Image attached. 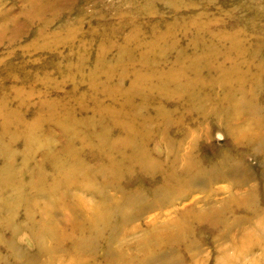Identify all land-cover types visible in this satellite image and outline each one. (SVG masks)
<instances>
[{
  "label": "rangeland",
  "instance_id": "374dc122",
  "mask_svg": "<svg viewBox=\"0 0 264 264\" xmlns=\"http://www.w3.org/2000/svg\"><path fill=\"white\" fill-rule=\"evenodd\" d=\"M218 2L223 3V0ZM166 3H189L193 7L166 8ZM200 4L201 0H0V135H3L4 129L8 133H15L12 136L5 134V139L9 137L7 145L11 147L15 161L14 174L18 173V178L22 179L20 186L24 184L22 191H28L31 183L45 182L42 177H37L38 171L43 170V177L47 182L51 181L56 171L46 157H61L68 149V140L76 148L79 158L88 163L90 168L106 166L108 170H115V165L108 162V156L97 149L103 139L101 135L111 137L113 129L117 127L123 134L115 136L114 142L131 149L128 140L134 134L128 132L125 124L114 117L118 110H124L125 105L129 104L126 99L134 102L133 94L139 87L148 82L158 84L159 74L176 71L178 61L188 62L199 51L209 54L207 46L214 45L217 52L200 60L198 76L191 69L185 75L193 79L199 91L208 93L207 100L203 101L205 107L217 104L220 109L225 107V111L216 116L209 113L203 117L201 108L191 103L188 92L178 91L174 88V82H169L165 84L169 86L166 89L168 93L177 98L187 97L190 102L182 107L168 104L159 106L170 117L167 120L170 126L165 133L159 128V123L165 121L159 107L155 114L145 116L153 117L145 147L155 160L165 164L175 154L192 152L206 171L212 169L213 172L222 170L216 159L226 149V156L231 155L233 160L240 163L237 171L249 179L242 183V189L259 186L255 194L262 201L260 204H263L264 163L260 164V156L247 149L246 142L236 140L232 144L225 125L242 123L246 129L264 131V72L259 75L261 78L258 82L251 85L255 78L253 74L256 76V65L264 66V0H245V7L241 10L244 18L238 23L227 19L236 13L235 8L217 11L215 7L205 8L198 6ZM232 30L238 31L240 38H237L242 40L241 46L245 50L229 54L232 42L224 35ZM82 33L86 34L87 40H80ZM72 41L77 42L79 50L72 47ZM243 59L246 65L242 64ZM234 63L240 68L237 74L242 71L249 73L245 77L247 87L241 93L252 90V103L262 105L263 121L259 125L254 115L256 108L247 106L250 100L248 103L240 101L243 94L238 93L231 99L222 96L228 87L222 86L219 77ZM150 70L154 71L142 82L141 75ZM233 77L231 86L237 88L239 82L236 83ZM11 114H16L18 118L10 117ZM64 120H68L69 126L77 130L75 134L65 133L62 124L68 121ZM36 121L37 125H33ZM25 124L34 128L38 138L31 143L29 150L22 134ZM152 127L155 128L152 130ZM85 129L90 132L88 136L84 135ZM3 159L4 156L0 154V164ZM178 161L180 167L181 160ZM154 174L142 170L138 163H131L118 168V173L104 189L99 188L101 185L97 183L106 181L107 172L97 176L86 173L77 177L74 174L71 181L61 187L62 191L41 194L34 203L18 200L9 210L0 207V264L23 263L22 259L13 260L12 254L19 252L17 247L27 257L33 258L34 264H68L71 254L67 251L72 249L74 243L66 238L65 232L73 234L74 223L87 225L89 221L93 222L97 215L95 209L100 212L103 201L106 205L104 208L110 213L111 200L121 195V190L126 191L127 198L132 192L149 197L155 190L159 191L156 183L160 182L161 177ZM92 178L99 182L89 183L87 180ZM6 180L4 183L0 180V190L3 195H12V188L17 181ZM230 182L229 179H223L212 185L213 188H222L221 192L213 196L217 198V205L229 196V191H242L232 187ZM177 194L182 199L176 205L160 211L161 215H170L173 211L168 219L176 218L179 213L195 206L204 205L197 201L198 198L201 200L202 194H193L189 188ZM47 203H50L49 206L44 207ZM147 206L143 201L139 206L142 209L140 216L134 217L129 223L130 226H136L137 230L122 239L117 238L109 247L102 241L107 237V231L101 230L100 238L94 241L89 253L81 255L87 264H122L125 254L120 259L115 254L118 247L126 248L125 245L136 243L144 235L145 222H149L159 212L147 211ZM43 210L50 213L48 216H51L54 226L64 232L58 234V237H63L62 250L55 252L56 258L61 252V263L52 261L44 253L37 255L36 245L30 239L28 227L41 219ZM244 213L250 211L234 207L226 216L233 220ZM260 217L256 218V225L262 229L264 217ZM239 225L246 230L250 228L245 223ZM87 229L84 226L80 234L76 230L75 237L89 234ZM236 229L239 226H234L232 231ZM14 231L17 232L15 238L12 237ZM213 231L205 225L196 228L199 243L191 262L190 253L185 247L179 248L177 255H172L169 262L264 264V249L260 247L252 249L247 255L228 247L222 254L217 242H213ZM6 240L8 243L14 241L16 248L8 245L7 250ZM43 242L46 245L51 243L45 237ZM11 249L13 253H10ZM130 250L133 254L134 249ZM217 257L222 260L217 262Z\"/></svg>",
  "mask_w": 264,
  "mask_h": 264
},
{
  "label": "bare ground",
  "instance_id": "6f19581e",
  "mask_svg": "<svg viewBox=\"0 0 264 264\" xmlns=\"http://www.w3.org/2000/svg\"><path fill=\"white\" fill-rule=\"evenodd\" d=\"M206 26L207 25H205V27ZM197 28L199 29V27ZM206 29L204 31H206ZM213 36L216 37L214 34ZM224 36L227 40L233 43H231L229 54L231 52L237 53L238 51L242 52L243 50H245V48L241 46L242 40L240 41L239 39L240 36L238 35V31H227L225 32ZM219 37L221 36L219 35ZM207 48L209 54L199 51L198 53L193 54V56L188 59V62L184 63L182 61H178V69L172 72L167 71L165 72V74H159L158 81L159 85H165L169 82H174L175 89H177L178 91L188 92L191 103L193 105H197L198 108H201V114L203 115V117L204 115H208L209 113L210 115L212 114L213 116H216L217 114L219 115L220 112L225 111L223 110L225 107H221L220 109L217 104H214V106L210 108L205 107L203 105V101L207 100L208 96L206 94L208 93H202V91H199L198 86L193 83V79L188 78V76L185 75V72L191 69V71H195L194 74L198 76V67L200 60L207 59V56L211 55V53L217 52V50L214 48V45L212 47L209 45L207 46ZM244 63L245 59H243L242 64ZM238 67L239 66L234 63L232 67L230 66L229 69L219 77V79L222 81V86L224 85L228 87L225 92L222 93L223 98L226 97L231 99L234 96L236 97L238 93L245 91L242 89L247 87L245 85V77L248 76L249 73L246 71H242L241 74H237L236 72H238L240 69ZM153 71L150 70L145 75H141L142 82L144 79H146L147 75L151 74ZM262 72H264V66L260 64L256 65V76L253 74L255 78L253 79L251 85L258 82V79L261 78V76L259 75H261ZM232 77L235 79L236 83L239 82L237 83V88H232L231 86V84L234 83ZM183 78H185L186 80H183ZM163 79H165V81ZM241 94L243 95H241L240 101L242 100L245 103V101L247 102L248 100H250L247 106L251 107L252 109L256 108L257 111L254 112V115L257 116L255 119L256 124H261L263 121L261 108L262 105L252 103V90ZM126 101L129 104L133 103L130 99H126ZM158 110L160 114L165 118V121L163 123H159L161 132L165 133L170 126L169 122L167 121L170 117L166 116V111L161 107H159ZM9 116L16 119L18 118L16 117V114H11ZM114 117L116 120L120 122L122 121V123L125 124L128 132L134 134V136L128 140V142L131 144L134 163H138L139 166H141V169L146 171L148 174H154L156 170L158 171V173L154 175H159L161 177L160 182L158 184L156 183V185L159 187V191L155 190V192L151 193L149 197H142L140 193L132 192L129 194L130 196L128 195L129 197L127 198L125 194L126 191L121 190V195L116 196L111 200L112 203L110 208L112 210L110 211V213L108 212L109 210H106L104 208L106 205L105 203H103V201L101 203V211L97 212V209H95L97 215L96 219L93 222L89 221L87 225H85L86 223L82 225H75L74 223V233L77 230V232L80 234V230L84 229V226L88 227L87 230H89L90 232L83 237H80V235L78 234V238L75 237L74 233L71 234V232H65V236L67 235L66 238L74 243L72 244V249L70 251H67L69 254H71L69 256L70 261L68 264H87L86 259L84 260L81 255L89 253V251L92 249L94 241H96L97 238H100L99 232H102L101 230L103 229H106L107 237H105L102 241L107 245V247H109L111 245L110 243H113V241H115L117 238L122 239L128 233L136 231L137 227L130 226L129 223L134 217L140 216L142 209L139 206L142 205L143 201H145V203L148 205L146 207V209H148L147 211L158 210L159 212L156 216L150 219L149 222H145L146 229H144V235H142V237L136 243H133L131 245H125L127 243H124L126 248H123L121 246L118 247L115 254L118 255L120 259L125 254V260L122 261V264H133L131 263V261L139 262L142 264H171L169 262L171 256L177 255V251L182 247H185L187 252L190 253L189 262H191V258H193L197 253L196 246L199 243L197 241L198 239L196 236V228L204 225L210 226L215 230L213 231V242H217L218 250L222 254L225 253L228 247L240 251L243 255H247L249 251L254 248L260 247L264 249V228H258V226L256 225V218L260 216L264 217V202L263 204H260L262 203V201H259V198L256 197L255 194V191L258 190L259 186L256 188H254V186H250L245 188V190L242 189V183H244V181L248 182L249 179H245V177H243V175L237 171V168H239L238 165H241L240 163L233 160V156H226V149L221 152L220 158L216 159V163L221 164L222 166V170L219 172H213L212 169L206 171L200 164L199 160L194 158L192 152H180L177 155L175 154L172 160L168 162V164H165L155 160L145 147V140L150 136V121L153 117H144L139 122L130 121L126 118L124 110L122 109L118 110ZM37 123L38 121L34 122L33 125H37ZM136 124L138 127L136 126ZM157 124L158 123H155V125ZM62 125L67 135L75 134L77 131L75 128L73 129V127L69 126V121L66 124ZM229 125H231V123H226L225 130L229 134L228 136L229 138H231L232 144H235L236 140L246 142V146H248L247 149L253 152L255 155L260 156V160H258L260 164L264 163V131L262 129L253 131L254 129L250 128L249 126L248 128L250 129H246L242 123H237L234 126L231 125L232 127H230ZM154 128L152 127V130ZM5 134H9V136H12L15 133H8L4 129L3 135H0V154L4 156V159L0 164V178L7 179L6 181L8 182H11L13 179V181H17L16 186L12 188V195H3L2 191L0 190V207L6 208V210L11 209L12 205L18 203V200L34 203L35 199H37V197L41 194L43 195L48 192L62 191L61 187H63V185L68 181H71L70 179L71 177H74V174H76L77 177L86 173H89L90 176H97L107 172L108 178L106 179V181L99 182L94 178L87 180L89 183L99 182L97 183V185H101V187L99 188L104 189V187L112 182L113 176L118 173V168L125 167V165L112 163L110 157H108V162H110L113 166L115 165V170H112L110 168V170H108L106 166H104L105 168L103 167L104 169H92L90 168V165L88 163L79 158L76 148L71 146V142H69L68 140V149L64 151V154L60 155L61 157H46L51 161V166L56 171V175L52 177L51 181L47 182L43 177V170H41L40 172L38 171L37 177H42L45 182L37 181L36 183H31L29 190L24 192L22 191L24 184L22 183L21 186L19 184L22 179L18 178V173H16L17 176L14 174V170H16V168L13 167L15 161L13 159V154L11 153L12 151H10L11 147L7 145L10 141L9 137H7L8 139H5ZM22 134L24 136L25 145L29 150L32 147L31 143H34L37 138L34 132V128L31 125L25 124ZM89 134V130L85 129L84 135L88 136ZM101 136L103 138L102 140L106 139L107 137L106 134H102ZM66 155L77 157V162L72 164L65 163L64 161ZM179 159L181 160L182 164L180 167L177 164V162H179ZM81 165L85 166L81 167ZM75 169L77 171H75ZM4 179H0L2 183H4ZM223 179H229V181L231 180L230 183L231 185H233L232 187L239 188L243 192L229 191V196L226 197V199L221 200L217 205V201H215L217 200V198L214 199L213 196L221 192L222 188H213L212 185ZM184 188H189L193 192V194L195 192L201 193V200H199L200 198H198L197 201L204 203V205H198V207L195 206V208L187 210L184 213H179L176 218L168 219L173 211L170 212V215H161L160 211L168 209L171 205H176L179 202L178 200L182 199V196H178L177 193H179V191ZM261 193L264 201V184ZM15 195L16 197L14 198L13 196ZM233 201H235V203ZM49 204L50 203H47L44 207L49 206ZM234 207L245 209L246 212L250 211V213H244L241 216H238L236 219L229 220L226 214ZM49 214L50 213H46L43 210L41 219L28 227L31 237L30 239L36 245L37 255L44 253L47 257L51 258L52 261L61 263V252L58 258L55 257V252L62 250L63 242L61 241V239L63 237H58V234L64 232L59 231L54 226V221L51 219V216H48ZM241 223H245V225L248 224V227L250 228H247V230L245 227L241 228L239 225ZM234 226H239V229H236L237 231H232L234 229ZM18 227L19 226H17V228ZM15 235H17V232L14 231L12 237L15 238ZM44 237L48 238L49 242H51L52 244L50 243L46 245L43 242ZM5 242V244H7V250L8 245L10 248H12V246L16 248V246L14 245V241H10L8 243V240H6ZM123 249H126V251H123ZM130 249H134L133 254ZM17 251V253H13V249H11L10 253H13V260L20 261V259H22L21 261L24 260V262H20L21 264H34L33 258L27 257L24 253L20 252V249L18 250V247ZM23 257L25 258L23 259ZM262 257L264 258V251ZM216 260L217 262H220L222 258L217 257Z\"/></svg>",
  "mask_w": 264,
  "mask_h": 264
},
{
  "label": "clouds",
  "instance_id": "9594fccd",
  "mask_svg": "<svg viewBox=\"0 0 264 264\" xmlns=\"http://www.w3.org/2000/svg\"><path fill=\"white\" fill-rule=\"evenodd\" d=\"M166 8H190L193 7L189 3H180L177 5L167 4ZM200 7L210 8L215 7L217 11L232 10L235 8L237 11L235 14L229 16L227 19L232 23H238L243 20L242 9L245 7V0H223V3L218 0H201ZM86 34H81L80 40H87ZM72 47L79 50V45L76 41H72ZM168 85H159L155 83H145L139 87L133 94L134 102L126 104L124 108L125 116L130 121H141L145 116L149 114H155L156 109L161 104H168L173 107H182L186 103H189L187 97H174L166 91ZM121 129L114 128L111 137L102 140L99 143L98 151L110 157L111 162L118 165H129L134 163L132 150L122 144L114 142V137L122 135ZM65 163L72 164L77 162V157L68 155L65 158Z\"/></svg>",
  "mask_w": 264,
  "mask_h": 264
}]
</instances>
